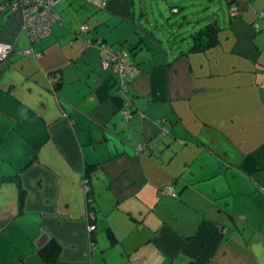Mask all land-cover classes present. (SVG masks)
I'll list each match as a JSON object with an SVG mask.
<instances>
[{
    "label": "crops",
    "instance_id": "crops-1",
    "mask_svg": "<svg viewBox=\"0 0 264 264\" xmlns=\"http://www.w3.org/2000/svg\"><path fill=\"white\" fill-rule=\"evenodd\" d=\"M209 2L201 52L146 0H60L35 42L0 14V264H45L50 240L55 264H264V0ZM98 39L127 54L124 92Z\"/></svg>",
    "mask_w": 264,
    "mask_h": 264
},
{
    "label": "built area",
    "instance_id": "built-area-1",
    "mask_svg": "<svg viewBox=\"0 0 264 264\" xmlns=\"http://www.w3.org/2000/svg\"><path fill=\"white\" fill-rule=\"evenodd\" d=\"M60 0H16L8 4L9 12L20 10L22 14V24L27 37L30 42H35L43 39L50 35L52 26L59 20V15L56 12L55 6ZM96 9H105L108 0H82ZM4 6L0 4V12L4 11ZM176 12V10H173ZM229 13L231 16H237L238 12L235 7H230ZM261 15H264L262 13ZM88 25L83 24L80 27V32H86ZM87 45L96 46L105 52V56L101 61V67L105 70H114L120 79L119 88L121 91H125L127 76L131 71V63L127 59L125 52L113 51L108 44L98 39L95 41L88 40ZM13 52V45L10 43L0 42V71L6 64L9 56ZM20 55H33L35 58L39 57L40 54H35L31 49L18 51ZM125 119L129 118V112L123 111ZM143 150L142 146L136 147V151L141 153ZM161 196H172L175 197V193L171 186H166L160 189ZM95 215L89 213L87 220H94ZM95 226H89V232H92Z\"/></svg>",
    "mask_w": 264,
    "mask_h": 264
},
{
    "label": "rangeland",
    "instance_id": "rangeland-1",
    "mask_svg": "<svg viewBox=\"0 0 264 264\" xmlns=\"http://www.w3.org/2000/svg\"><path fill=\"white\" fill-rule=\"evenodd\" d=\"M148 2L147 8H146V14L151 17V19L155 20L156 22H153L155 26L153 28L156 29V33L158 30L161 29L166 30L167 27L164 21H171L174 23L177 21L179 24H181L182 20H185V18L189 17L192 22L190 26L186 25L183 30L180 31V35H177V31L179 32L180 28H176L173 30V33L171 32V41H176L177 44H181V39L184 38V41L188 39V35L192 34L194 32V27H196V23L198 22V25L203 26L205 24V18L210 15L208 12V9H211V5L213 6V3H210L209 0H187V1H178V0H146ZM178 6L181 7V12L177 14L171 13V6ZM187 27L189 28V31H187ZM169 37V36H168ZM190 37V36H189ZM183 42V41H182ZM187 44L180 45L177 47V50H180L184 48Z\"/></svg>",
    "mask_w": 264,
    "mask_h": 264
},
{
    "label": "trees",
    "instance_id": "trees-1",
    "mask_svg": "<svg viewBox=\"0 0 264 264\" xmlns=\"http://www.w3.org/2000/svg\"><path fill=\"white\" fill-rule=\"evenodd\" d=\"M14 1L16 0H12V1L0 0V4L3 5L5 8L3 12H0V14H7L9 12L8 4ZM216 32H217V27L214 24H207L204 27L199 28L197 31L192 33L190 35L192 42L191 51L201 52L214 46L217 42ZM90 170L91 168L87 169L86 175L89 174ZM21 198H22V194H21ZM59 252H60L59 245L53 240H50L44 247L40 248V250L38 251L39 256L41 257V259L44 261L45 264L57 263L59 258Z\"/></svg>",
    "mask_w": 264,
    "mask_h": 264
}]
</instances>
